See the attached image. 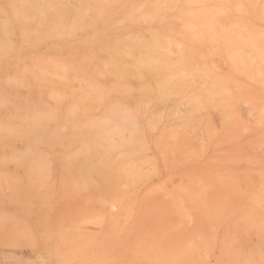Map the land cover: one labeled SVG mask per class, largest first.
Returning <instances> with one entry per match:
<instances>
[{"label": "rangeland", "instance_id": "obj_1", "mask_svg": "<svg viewBox=\"0 0 264 264\" xmlns=\"http://www.w3.org/2000/svg\"><path fill=\"white\" fill-rule=\"evenodd\" d=\"M21 1L0 0L4 10L0 11V27L8 20L4 26L10 30V34L8 29L5 30L8 33L4 35L0 28V40L7 42L5 47L13 48L11 51L0 50V122L7 128L10 126L6 150L0 149V264H183L178 257L168 258L170 247L194 255V259L186 257L191 263L218 264L238 254V257H248L246 261L252 264L259 261L257 264H264V51L259 57L238 43L244 51L247 49L245 55L252 65L239 70L230 69L221 54L209 57V64L218 76V95L225 97L224 100L230 97L224 104L227 110L220 107L224 100L218 96L222 101L217 104L218 108L216 105L213 111L210 109L212 113L206 109L198 113L201 122L209 123L214 129L211 141L189 129V135L194 134L198 145L194 142L196 146L190 149L191 153L184 148L183 153L167 158L162 146L156 142L166 120L161 118L150 131L141 125L145 129L142 139L145 138L146 143L141 154L145 157L138 153L140 156L131 161L137 171L140 170L141 178L120 180L119 198L115 201L103 197L102 193L93 196L81 170L67 174L65 164L51 152L54 143L49 135L59 129L65 111L78 101L72 96L73 90L82 93L88 89L86 79L84 84L83 79L80 81V77H75L71 83L73 77L69 73L72 70L69 71L70 63L74 62L70 52L84 57L77 47L84 43V34L78 32L65 37H61L64 34L57 37H46L45 34L41 37L40 24L44 19L33 16L40 4H36L37 0ZM63 1L68 7L95 6L92 0ZM111 1V15L117 21L116 27H124L126 23L119 25L121 8L115 0H108ZM183 3L184 0H180L183 13L209 5ZM263 3L264 0L261 7ZM15 7L17 18L12 15ZM176 9H165L163 17L167 21L172 19L180 13ZM243 12L234 11L230 16L236 22L242 19L248 24L242 31L244 35L248 31L254 34L256 27L264 45V15L258 20L249 12ZM158 20L140 21L136 26L141 32L146 29L165 32ZM174 25L175 29L167 34L173 40H179L177 31L181 23ZM189 45L198 48V45ZM95 54L104 55L102 52ZM103 55L100 58H106ZM98 60L94 57L93 61L98 64L101 59ZM62 64L66 66V76L70 74L67 80L71 85L59 73ZM95 70L98 73H92L90 69L80 72L86 73L88 76L83 78L87 79L94 74V79L107 85L109 79L101 76L105 73L98 66L92 71ZM89 82L92 83L90 79ZM177 98L153 103L163 108L159 106L160 110L154 114H161L160 111L164 114ZM230 100L236 101L235 104ZM126 102L131 105L133 100L128 98ZM153 105L149 103L145 116L139 118L141 124L146 115L158 108ZM89 106L88 113L99 118V105L89 103ZM152 107L155 109L150 110ZM182 108L185 107H180L179 115L185 111ZM177 117L173 119L176 125L181 122ZM34 121L43 128L39 136L44 140L38 143V151L49 158L46 162L36 163L30 154L32 142L27 132L34 128ZM35 163L41 164L39 171Z\"/></svg>", "mask_w": 264, "mask_h": 264}, {"label": "bare ground", "instance_id": "obj_2", "mask_svg": "<svg viewBox=\"0 0 264 264\" xmlns=\"http://www.w3.org/2000/svg\"><path fill=\"white\" fill-rule=\"evenodd\" d=\"M92 1L95 6H89L88 8L87 6H83V4H78L76 7H68L65 6L63 0H37L36 4L40 5L36 13L33 11L36 14V16L34 14L33 16L41 18L40 20L44 19V23L41 21V24L39 23L40 20L36 19L38 24H40L41 37H44L45 34L46 37H57L63 34L61 37H65L76 35L78 32H83L84 34V43L77 45L82 51L83 55H81L84 57H77L76 53L72 54L70 52L74 62L70 63V69L67 66V70L69 69L70 71L72 69L69 72L71 76L68 72L66 76V73H64L66 70L64 67L66 66H63V64L61 66L62 69L60 68L59 70V67L56 69L60 71L59 73H62V78L65 80L69 79V76L73 77L72 79L70 78L71 83L75 81V77H80L78 80L81 81L83 79V82L86 79L87 83L84 82V84H88V87L85 85L83 87L85 86V89L86 87L88 89L82 93L73 90L72 96L78 100L77 103H75V106L73 103V107H70L71 105L68 104L70 108L65 113L63 112L64 114L62 113L64 119L61 118L63 121L59 120L60 125L58 123V130L60 131L56 129L55 132L52 131L49 135L52 138L51 141L54 143L51 151L52 156L54 158L58 157L65 164L64 171L67 174L76 170L79 172L80 169L84 174L85 181H87L86 185L92 189V192L90 189V193L93 196L94 193H102L103 197L117 201L119 198L117 188L121 184V181H130L129 179L140 176V170L137 171L135 164L133 163L132 165L131 161L134 162L135 159H132L135 156H140L139 154L142 153L144 145H146V143L144 144L145 138L142 139L144 136L142 132L145 130H143L144 126L149 128L148 131H150L154 129L161 118L166 120V124L161 127L160 135H158L156 142L162 146L163 155L167 158L183 153L184 148L190 151L196 144L198 145L195 142L196 140H194V134L192 136L189 135V129L196 132L197 136H206L209 141L214 138V129L207 122L203 124L198 115L203 109L209 110L212 113L213 108L220 103L219 101H221L220 98L222 97L221 94V97L218 95L220 92H218V76L215 73V68L209 64V57L211 56L212 58L214 54H221L224 60L228 62L230 69L239 70L247 67L251 62V59L246 58L245 55L247 49L244 51L242 47H239V44L245 45L254 54L257 53L259 57L262 56L264 45L261 37H258L260 33H258L256 27L254 34L248 31L246 32L247 35H244L245 33L242 31L248 28V24H244L245 21H242V19L236 22L234 17L232 19L230 15L234 11H244L243 13L249 12L253 18L261 20L264 15V5L261 7L263 0H184V5H209L193 8L183 13L184 7L179 5L180 0H115L121 8L119 12L121 19H117L119 20V25L126 23L124 27H116L117 21L111 15L112 1L111 3L108 0ZM21 2L24 1L22 0ZM169 7L177 8L176 10L180 13L167 21L163 17V14L165 13V9ZM1 8L3 9V7H0V11L4 12ZM17 11L18 9L15 7L12 12L15 18L19 17ZM158 19L161 20V27L164 28L165 32L157 30L148 31L147 29L141 32L136 26V23L140 21L152 22ZM178 22L181 23V28L177 31L179 40H173L167 32H172L175 29L174 23L177 25ZM8 23V20L3 25L1 23L0 28H3L1 30L2 33L0 31L1 34L4 33L5 35V33H8L5 30L9 27L5 29L4 26ZM38 24L35 25V28H37ZM25 26L27 25L25 24ZM25 28V30L28 29L27 27ZM21 31H24L23 28ZM145 31L148 32L145 33ZM250 36L252 37L251 39H249ZM5 43L7 42L0 40V50H3V52L4 50L11 51L13 48L10 46L5 47ZM189 43L198 45V48L191 47ZM96 52L104 53L106 58H100L103 54L101 56L97 54L98 60ZM94 57L98 62L101 59L100 63H95L96 61H93ZM60 64L58 65L60 66ZM97 66L99 70L101 69L105 73L104 75L101 73V76H106L109 79V81H106L107 83L109 82L107 85L94 79V74L93 77H88V79L83 78L84 76H88L85 75L86 73H81L83 70L90 69L92 73H96L97 70H92H94V67L97 68ZM92 73L89 72L88 74L92 76ZM60 76L58 78H61ZM89 79L92 83H88ZM60 80L62 81L63 79ZM67 81L63 82L66 84L68 83ZM222 85L220 86L222 87ZM225 87L223 86V88ZM79 89H81V86ZM220 90L223 91L222 89ZM225 92L226 90L223 91V93ZM175 96L178 97V100H173V102L175 101L174 104L172 102L173 105L167 108V110L165 109L164 114L162 113L163 111H160L161 114L158 112L154 114L159 109L160 104H154L158 108L153 110L156 108L153 103L158 100L166 101L172 97L175 98ZM128 98L133 100L134 104L132 103L133 105H131L134 107H131L126 102ZM228 99L230 97L226 98V100ZM226 100L223 101L224 103H221L223 106H219L225 109ZM72 102L75 101L72 99ZM235 102L231 103L235 104ZM89 103H97L99 105L98 107L101 109V116L99 118L92 117L88 113L90 110ZM149 103H152L155 108L152 107L150 109L153 111H150L151 113L148 116L146 115L145 123L143 121V124H141L139 118L145 116ZM182 106L185 107L182 108L185 111L179 115L178 110ZM236 108L238 107L236 106ZM161 109L163 110V108ZM175 116H178L179 118H177L181 121L178 125L173 122L175 121L173 120ZM1 122L0 149H4L9 143L8 136L10 133L8 131L10 126L7 125V128ZM34 122V128L27 132V136L32 142L29 150L33 152L30 153L33 156L25 155L33 157L37 161L36 163L38 161L46 162L45 160L49 158L44 153H41L40 149V152L38 151V143L44 140L43 136L41 139V135L39 136V131H42L43 128L38 122ZM141 125L144 126L142 127ZM177 128L181 130L178 131ZM62 130L66 131L63 132ZM10 131L12 133L14 130L10 129ZM41 131L40 133H42ZM16 132L18 133V131ZM12 135L14 138V134ZM141 156L143 157L144 154H141ZM137 158L136 161L139 160V157ZM126 164H130L129 168H125L128 166ZM36 165V168H38L41 164ZM42 167L44 170V164H42ZM36 168L35 171L37 170ZM33 171H31V176L33 175ZM139 178L136 180H139ZM118 183L120 184L118 185ZM254 228L256 227L254 226ZM262 230L264 229L262 228ZM151 246H153L152 242ZM122 248L124 249L123 246ZM189 253L183 250H172L170 247L167 256H169L168 258L170 256L178 257L183 264H197L186 260L187 256L194 259V255L192 256ZM247 258L245 255L244 257H238L237 254L218 264H252V262L246 261Z\"/></svg>", "mask_w": 264, "mask_h": 264}]
</instances>
